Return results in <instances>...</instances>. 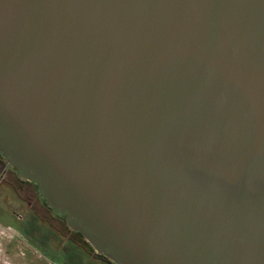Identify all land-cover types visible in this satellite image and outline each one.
<instances>
[{"label":"water","instance_id":"obj_1","mask_svg":"<svg viewBox=\"0 0 264 264\" xmlns=\"http://www.w3.org/2000/svg\"><path fill=\"white\" fill-rule=\"evenodd\" d=\"M0 155L113 264H264V0H0Z\"/></svg>","mask_w":264,"mask_h":264},{"label":"flooded vegetation","instance_id":"obj_2","mask_svg":"<svg viewBox=\"0 0 264 264\" xmlns=\"http://www.w3.org/2000/svg\"><path fill=\"white\" fill-rule=\"evenodd\" d=\"M6 232L3 252L15 257V263L30 264L32 254H37L49 264H113L96 254L64 217L54 214L37 186L20 178L0 155V233Z\"/></svg>","mask_w":264,"mask_h":264},{"label":"rangeland","instance_id":"obj_3","mask_svg":"<svg viewBox=\"0 0 264 264\" xmlns=\"http://www.w3.org/2000/svg\"><path fill=\"white\" fill-rule=\"evenodd\" d=\"M8 237H9V234L7 232L0 233V264H24V263H15V257H11V255L8 252L6 253L3 252V248H2L3 241L2 240L4 239L5 241H7ZM20 246L24 247L23 245H20ZM31 251L32 253L34 252L33 249ZM39 260L40 259L37 257V254H32L30 264H49L51 263L50 261H46L44 259H41L40 261ZM54 264H60V263H54Z\"/></svg>","mask_w":264,"mask_h":264}]
</instances>
